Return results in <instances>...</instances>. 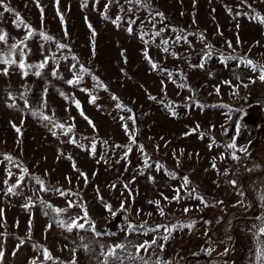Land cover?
<instances>
[{"label": "rangeland", "instance_id": "1", "mask_svg": "<svg viewBox=\"0 0 264 264\" xmlns=\"http://www.w3.org/2000/svg\"><path fill=\"white\" fill-rule=\"evenodd\" d=\"M3 4L0 264H257L264 139L223 143L264 114V0Z\"/></svg>", "mask_w": 264, "mask_h": 264}, {"label": "snow or ice", "instance_id": "2", "mask_svg": "<svg viewBox=\"0 0 264 264\" xmlns=\"http://www.w3.org/2000/svg\"><path fill=\"white\" fill-rule=\"evenodd\" d=\"M137 2L139 3V0H137ZM0 7H4V11H6V12H8V11H12L10 8H8L6 5H4L3 4V0H0ZM158 15H163L162 13L161 14H158ZM17 16H18V14H17ZM255 19H257V20H259V22L260 23H264V17H259L258 15L256 16V17H254ZM19 19V18H18ZM22 22V21H21ZM128 31L129 32H131L132 31V29H131V27H129V29H128ZM30 34V33H29ZM5 39V35L4 34H0V41H3ZM45 39H50L49 37H46L45 36ZM141 39H143V36H141ZM60 47H63V45H60ZM167 49H165V51H166ZM145 57L147 58V53L145 52ZM9 62H11V63H15V61H4V60H0V63H9ZM151 62V61H150ZM248 65H250V66H252V70L253 71H259V73H260V79L261 80H264V68H258L257 66H255V65H253L252 64V61H247L246 62ZM19 67L23 70L24 68H25V65H24V63H23V61H21L20 62V64H19ZM44 67V64H40L39 65V68H43ZM152 67L153 68H155L156 67V65L155 64H152ZM5 74H7V71L5 70ZM36 75H39V71H37L36 73H35ZM24 75H27V73L25 72L24 73ZM68 83H73V81H68ZM10 98H11V96H10ZM21 99H23V95L21 96ZM94 99V98H93ZM114 99H115V97H114ZM25 103L27 104V101H25ZM118 107H119V105H117ZM77 107H79V104H77ZM45 120H48L49 119V117H47V116H44L43 117ZM131 118V117H130ZM91 123V122H90ZM56 127H63V125H55ZM17 130V132H19V129L17 128L16 129ZM125 131L127 132V126H125ZM193 131H195V130H193ZM54 135H55V133H53ZM133 142H134V139H133ZM229 147H234V145H232V144H230L229 145ZM233 158L235 159L236 157L235 156H233ZM9 159H11L10 157H9ZM146 163V162H145ZM41 183V185H42V188H41V190H46V189H44L43 188V182H40ZM9 191H12V188H9ZM62 195H65V193H61ZM177 198H179V197H177ZM69 206H72L71 205V203H70V205ZM157 207H159V205L157 204ZM122 208H123V206H122ZM106 210H108V211H112V209H111V207L110 206H107L106 205ZM55 212H57V213H60V212H62L63 210H61V209H55L54 210ZM185 211H187V209H185ZM161 214H163V213H161ZM86 215V214H85ZM78 219L79 218H76V219H72L71 221H69V222H67V230L69 231V232H71L72 230H73V228H83L84 227V225L83 224H80V223H78ZM65 222H61V224H64ZM259 231H260V233L261 234H264V227H261L260 229H259ZM97 235H99V233H97ZM153 243H154V241H153ZM259 240H258V247H257V251H256V261H257V264H264V248H261V247H259ZM116 247H123V246H121V245H117ZM138 247V249L139 248H146V245H140V246H137ZM3 255V253L2 252H0V256H2ZM108 255H110V256H112V255H114V252L113 251H109V253H108ZM49 257H48V255H47V253H46V255H45V259H48ZM116 259H120V257H116ZM105 264H107V258L105 259ZM145 264H147V262H145Z\"/></svg>", "mask_w": 264, "mask_h": 264}, {"label": "crops", "instance_id": "3", "mask_svg": "<svg viewBox=\"0 0 264 264\" xmlns=\"http://www.w3.org/2000/svg\"><path fill=\"white\" fill-rule=\"evenodd\" d=\"M248 114L249 113H245L241 121H239V123L236 125V133L233 138L232 145H234L235 150L239 152H247L250 149V140L253 138L255 139L259 125L264 124V114H262V108H259V112L255 117L248 116ZM252 119L256 121H253ZM251 123L254 124L251 125ZM245 126H248L247 130H249V134H246L244 138V135L240 134V130L245 128Z\"/></svg>", "mask_w": 264, "mask_h": 264}, {"label": "trees", "instance_id": "4", "mask_svg": "<svg viewBox=\"0 0 264 264\" xmlns=\"http://www.w3.org/2000/svg\"><path fill=\"white\" fill-rule=\"evenodd\" d=\"M235 133H236V124H235V126H233V128L230 129L229 133H226V141L223 143V145L227 149V151L235 152L236 154L243 156L244 154H246V152H239V151L235 150L234 147H229V145L232 144V142H233V138L235 136ZM256 137H258L260 140L264 139V124L259 125V127L257 129ZM237 167H238L237 164L231 165L229 167L228 173H227L226 178H225L227 185H231V180L234 176V173H235V170ZM137 228L139 231L144 230L143 227H137ZM197 256H200V255H197ZM177 264H184V263L182 261H178Z\"/></svg>", "mask_w": 264, "mask_h": 264}, {"label": "water", "instance_id": "5", "mask_svg": "<svg viewBox=\"0 0 264 264\" xmlns=\"http://www.w3.org/2000/svg\"><path fill=\"white\" fill-rule=\"evenodd\" d=\"M126 218L124 214H120L114 218V221L112 223L113 228L116 226V224L125 222Z\"/></svg>", "mask_w": 264, "mask_h": 264}]
</instances>
